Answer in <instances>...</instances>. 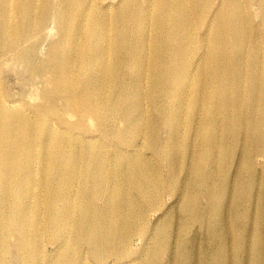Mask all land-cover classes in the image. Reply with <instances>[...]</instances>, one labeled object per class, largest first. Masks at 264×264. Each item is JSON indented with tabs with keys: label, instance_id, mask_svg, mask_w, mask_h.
Listing matches in <instances>:
<instances>
[{
	"label": "bare ground",
	"instance_id": "1",
	"mask_svg": "<svg viewBox=\"0 0 264 264\" xmlns=\"http://www.w3.org/2000/svg\"><path fill=\"white\" fill-rule=\"evenodd\" d=\"M107 1L0 0V264H264V0Z\"/></svg>",
	"mask_w": 264,
	"mask_h": 264
},
{
	"label": "rangeland",
	"instance_id": "2",
	"mask_svg": "<svg viewBox=\"0 0 264 264\" xmlns=\"http://www.w3.org/2000/svg\"><path fill=\"white\" fill-rule=\"evenodd\" d=\"M117 2L118 0H108L106 3L116 4ZM251 2H252L250 5L252 7V8L250 7L251 11H253L252 13L258 16L260 12L259 0H251ZM54 27H55L54 24L51 23L47 31L37 36L38 38H37L36 47H37V53L38 52L39 53L38 54L36 53V56L38 62H44L54 54L53 45L57 42L56 40H58V31ZM49 54H51V56ZM0 86L4 93V99L6 98L5 100L8 103L19 104V105L21 104V106H25L33 110L35 108L30 106H33L35 104L33 102H37L36 93L34 94V91L40 86H42V80L41 79L33 80L31 76L27 73L24 64L14 59H10L9 56L8 58L4 57L3 60L0 61ZM35 86H37V88ZM85 124L90 128V130L95 131V125L93 124L91 119H89V117H86ZM121 125L122 124H119L118 126ZM167 130H168L167 127L163 126L162 128L163 137L167 136ZM262 160H263L262 158L257 159L256 162L258 167L262 166L263 163ZM165 203H166L165 205L167 206L174 205L173 200L170 199L169 196L165 197ZM156 217L157 214L152 213L151 215L152 221L156 219ZM145 243L147 244L145 240L135 238L133 241V250H135V252L140 251V248L142 250V248L146 245ZM47 250L49 252H52L54 250V247L51 244H47ZM137 257H139V255L133 256V259H136Z\"/></svg>",
	"mask_w": 264,
	"mask_h": 264
}]
</instances>
